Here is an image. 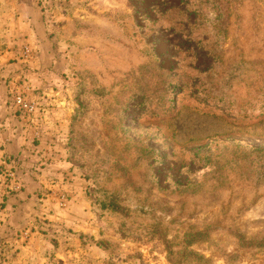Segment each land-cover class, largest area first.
I'll return each mask as SVG.
<instances>
[{
	"label": "rangeland",
	"instance_id": "374dc122",
	"mask_svg": "<svg viewBox=\"0 0 264 264\" xmlns=\"http://www.w3.org/2000/svg\"><path fill=\"white\" fill-rule=\"evenodd\" d=\"M0 264H264V0H0Z\"/></svg>",
	"mask_w": 264,
	"mask_h": 264
},
{
	"label": "built area",
	"instance_id": "2783aa9c",
	"mask_svg": "<svg viewBox=\"0 0 264 264\" xmlns=\"http://www.w3.org/2000/svg\"><path fill=\"white\" fill-rule=\"evenodd\" d=\"M18 99H20V102H22L21 97H19ZM24 106L29 107V103H25Z\"/></svg>",
	"mask_w": 264,
	"mask_h": 264
}]
</instances>
